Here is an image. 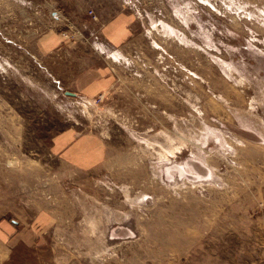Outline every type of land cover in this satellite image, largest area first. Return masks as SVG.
<instances>
[{
    "label": "rangeland",
    "instance_id": "obj_1",
    "mask_svg": "<svg viewBox=\"0 0 264 264\" xmlns=\"http://www.w3.org/2000/svg\"><path fill=\"white\" fill-rule=\"evenodd\" d=\"M71 128L81 170L51 150ZM40 213L0 264H264V0H0V221Z\"/></svg>",
    "mask_w": 264,
    "mask_h": 264
},
{
    "label": "crops",
    "instance_id": "obj_2",
    "mask_svg": "<svg viewBox=\"0 0 264 264\" xmlns=\"http://www.w3.org/2000/svg\"><path fill=\"white\" fill-rule=\"evenodd\" d=\"M131 22V16L122 12L109 18L107 22L101 25L99 34H101L109 51L119 50L131 37ZM107 71L106 66H98L78 72L73 80L71 93L74 96L83 95L91 98L108 89L111 80ZM98 144L97 138L94 139L91 135H79L71 128L66 130L64 134L52 139L51 150L53 154L64 158L65 163L81 170L84 166L76 165L75 161L81 159L79 157L84 153L91 160ZM89 165L94 166V164ZM52 226H54L53 218H50L46 213H40L33 222L26 225L15 220H1L0 245L6 248H14L29 244L31 239L47 238Z\"/></svg>",
    "mask_w": 264,
    "mask_h": 264
},
{
    "label": "built area",
    "instance_id": "obj_3",
    "mask_svg": "<svg viewBox=\"0 0 264 264\" xmlns=\"http://www.w3.org/2000/svg\"><path fill=\"white\" fill-rule=\"evenodd\" d=\"M89 16L91 19L97 20L95 14H93L92 12H89Z\"/></svg>",
    "mask_w": 264,
    "mask_h": 264
},
{
    "label": "water",
    "instance_id": "obj_4",
    "mask_svg": "<svg viewBox=\"0 0 264 264\" xmlns=\"http://www.w3.org/2000/svg\"><path fill=\"white\" fill-rule=\"evenodd\" d=\"M64 93H65L66 95H68V96H74V94L71 93V92H69V91H65Z\"/></svg>",
    "mask_w": 264,
    "mask_h": 264
},
{
    "label": "bare ground",
    "instance_id": "obj_5",
    "mask_svg": "<svg viewBox=\"0 0 264 264\" xmlns=\"http://www.w3.org/2000/svg\"><path fill=\"white\" fill-rule=\"evenodd\" d=\"M114 55V54H113Z\"/></svg>",
    "mask_w": 264,
    "mask_h": 264
}]
</instances>
